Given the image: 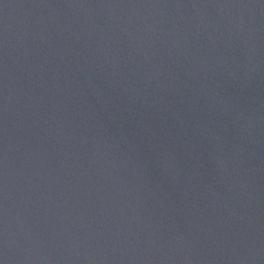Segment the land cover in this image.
Instances as JSON below:
<instances>
[{
    "label": "water",
    "instance_id": "obj_1",
    "mask_svg": "<svg viewBox=\"0 0 264 264\" xmlns=\"http://www.w3.org/2000/svg\"><path fill=\"white\" fill-rule=\"evenodd\" d=\"M0 264H264V0H0Z\"/></svg>",
    "mask_w": 264,
    "mask_h": 264
}]
</instances>
